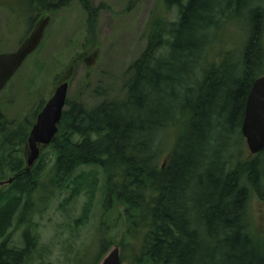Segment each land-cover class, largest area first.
Segmentation results:
<instances>
[{
  "label": "trees",
  "instance_id": "trees-1",
  "mask_svg": "<svg viewBox=\"0 0 264 264\" xmlns=\"http://www.w3.org/2000/svg\"><path fill=\"white\" fill-rule=\"evenodd\" d=\"M67 1L31 3L40 12ZM165 3L177 12L152 25L122 98L93 107L68 98L47 172L42 161L29 171L22 154L31 123L11 127L0 111V173L12 174L0 192V264L33 261L37 236L26 227L24 245L12 246L10 229L18 215L21 223L33 218L30 196L48 172L58 189L72 186V199L88 194L85 221L101 183L103 218L116 225L103 250L137 247L136 264H264L248 218L253 196L264 198V150L242 156L247 98L264 75V8L251 0ZM245 14L241 51H216L221 31ZM90 166L103 170L102 180L93 170L77 174Z\"/></svg>",
  "mask_w": 264,
  "mask_h": 264
},
{
  "label": "rangeland",
  "instance_id": "rangeland-1",
  "mask_svg": "<svg viewBox=\"0 0 264 264\" xmlns=\"http://www.w3.org/2000/svg\"><path fill=\"white\" fill-rule=\"evenodd\" d=\"M251 3L264 8V0H251ZM32 7L31 0H0V53L17 50L35 28L50 17L41 45L0 93V111L12 121L11 127L20 124L26 127L30 123L33 127L37 112L43 109L64 80L69 82L67 100L86 107L107 99L122 98L133 73L130 67L146 49L152 25L173 19L177 12V8H169L165 0H68L55 11L40 12H35ZM248 23L249 14H245L225 26L216 42L219 46L216 51L234 47L239 53ZM175 135L169 139L174 141ZM156 140L160 142L159 135ZM23 150L28 162L31 155L28 140ZM242 156L245 160L254 156L246 139ZM53 157L50 145L42 147L29 171L42 161L47 172ZM91 170L97 172L99 180L103 179L104 172L99 167H81L77 174ZM48 173L42 177L43 188L30 196L36 210L33 218L21 223L20 215L16 217L10 229V245L23 246V232L28 227L37 236L38 246L30 264H102L116 246L120 247L124 262L136 264L137 247L128 246L123 250L116 242L103 250V238L115 237L116 225L112 216L103 218L101 183L90 217L85 221L79 217L88 194L83 191L72 199V186L58 189L53 186ZM11 176V173L5 176L1 172L0 183ZM6 190L7 184H1L0 192ZM248 218L252 233L264 244V198L253 196ZM109 220V224L103 223ZM123 232L122 229L116 236L117 241ZM259 251L264 255V247Z\"/></svg>",
  "mask_w": 264,
  "mask_h": 264
},
{
  "label": "water",
  "instance_id": "water-1",
  "mask_svg": "<svg viewBox=\"0 0 264 264\" xmlns=\"http://www.w3.org/2000/svg\"><path fill=\"white\" fill-rule=\"evenodd\" d=\"M49 21L50 17H46L17 50L0 53V92L19 71L26 59L39 48ZM68 91L69 82L66 80L60 82L52 97L39 112L28 137V145L31 149V155L27 162L28 170L38 159L41 148L49 146L58 134L59 123L67 103ZM242 133L253 155L264 150V75L255 80L248 95ZM11 181V179L8 180V182ZM102 264L127 263L121 258L120 247L116 246L104 258Z\"/></svg>",
  "mask_w": 264,
  "mask_h": 264
}]
</instances>
